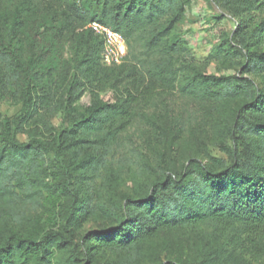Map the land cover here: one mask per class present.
Returning <instances> with one entry per match:
<instances>
[{
  "label": "trees",
  "instance_id": "1",
  "mask_svg": "<svg viewBox=\"0 0 264 264\" xmlns=\"http://www.w3.org/2000/svg\"><path fill=\"white\" fill-rule=\"evenodd\" d=\"M188 1L96 0V9L89 12L72 0H63L61 29L71 36L75 62L62 102L48 83L50 72L44 76L31 70L32 65L24 64L17 53L14 43L24 29L19 13L15 10L10 17L1 16L7 46L0 48V92L14 83L20 89L22 104L12 119L0 117V225L20 222L25 203L38 202L43 192L52 189L48 169L42 163L49 153L78 169L90 159L82 157L80 150L93 145L99 152L93 170L99 171L111 146L133 120L138 103L156 90L175 89L179 60L186 71L179 90L191 100L211 101L222 107L240 99L229 135L244 143L247 157L240 161L234 156L229 164L212 157L208 164L190 161L178 177L151 183L139 197L125 196L124 203L116 205L117 211L99 208L111 225L85 232L79 256L70 234L50 231L34 238L8 229L0 234V264L7 256L27 261L31 257L42 259L53 251L66 253L63 264H136L145 242L159 232L198 225L209 227L212 235L232 244L229 250H209L204 259L207 264H243L242 250L248 247L243 238L252 249L264 250V52L259 51L264 46V0H215L229 11L234 9L231 3L238 7L233 11L241 17L232 39L245 51L241 76L206 74L188 64L190 51L174 35ZM249 11L256 15L244 16ZM93 20L125 39L127 50L120 64L102 63L103 38L87 27ZM218 49L223 54L233 51L225 44ZM238 54V50L233 51L234 56ZM245 74L262 76L261 87L256 88L242 76ZM106 89L116 92L114 102L99 99V92ZM87 90L91 105L68 129L50 140L18 138L21 134L30 137L32 125L39 124L47 131L51 117L65 105H73ZM57 171V177L65 179L62 167ZM77 195L71 196L65 209V222L71 230L80 228L83 219L97 209L90 205L89 192ZM108 254L113 258L103 259Z\"/></svg>",
  "mask_w": 264,
  "mask_h": 264
},
{
  "label": "rangeland",
  "instance_id": "2",
  "mask_svg": "<svg viewBox=\"0 0 264 264\" xmlns=\"http://www.w3.org/2000/svg\"><path fill=\"white\" fill-rule=\"evenodd\" d=\"M72 1L89 12L97 7L96 0ZM231 7L238 8L233 3ZM234 9L229 11L215 0H189L186 3L184 16L177 23L174 35L189 49V65L206 74L241 76L245 51L240 50L232 39L241 17ZM15 10L24 25L14 43L18 55L24 64L32 65L31 70L44 76L50 72L44 79H48L62 102L66 84L74 74L75 62L71 36L61 29L65 10L63 0H0V20L1 16L10 17ZM254 15V11L244 14L247 18ZM2 34L0 27V48L7 46ZM221 44L231 45L233 51L238 50L240 54L234 56L233 51L223 54V50L218 49ZM259 51L264 52V46ZM176 66L179 74L175 89L156 90L146 101L138 103L133 120L117 137L99 171L93 170L98 164V151L93 145L88 144L80 150L82 157L90 156V159L78 169L66 158H62L64 162L61 157L49 153L42 163L48 169L52 189L43 192L38 202L23 204L24 217L20 222L7 221L0 225V234L10 229L40 238L46 232L60 231L70 234L79 256L80 238L85 232L111 225L99 208L117 211L116 205H122L125 196L139 197L150 189L151 183L166 177H178L190 161L208 164L212 157L229 164L234 156L240 161L245 160L247 149L244 143L229 135L240 99L222 107L211 101L191 100L179 90L186 74L184 65L179 60ZM242 76L249 78L256 88L261 87L262 76ZM99 99L114 102L116 92L111 89L101 91ZM21 101L20 89L14 83L8 84L7 91L0 92L1 119L15 117L21 109ZM91 102L87 90L73 105H65L51 117L47 131L40 129L39 124L32 125L30 137L21 134L18 138L21 141L30 138L50 140V136L79 120ZM65 156L67 154L62 157ZM59 167L65 171V179L62 175L57 177ZM83 192H89L90 205L97 209L94 215L83 219L80 228L71 230L65 222V209L74 193H78L79 198ZM243 240L248 246L242 250L243 264H264V250L252 249L250 242ZM215 248L229 250L232 244L226 238L212 235L211 229L203 225L159 232L145 242L143 254L136 264H207L204 259L208 251ZM65 257L66 253L57 251L42 259L31 257L27 261L7 256L1 264H63ZM112 258L111 254L103 256L107 260Z\"/></svg>",
  "mask_w": 264,
  "mask_h": 264
},
{
  "label": "built area",
  "instance_id": "3",
  "mask_svg": "<svg viewBox=\"0 0 264 264\" xmlns=\"http://www.w3.org/2000/svg\"><path fill=\"white\" fill-rule=\"evenodd\" d=\"M87 27L103 38V46L100 52L102 63L106 66L120 64L127 50L123 36L98 20L91 21Z\"/></svg>",
  "mask_w": 264,
  "mask_h": 264
}]
</instances>
